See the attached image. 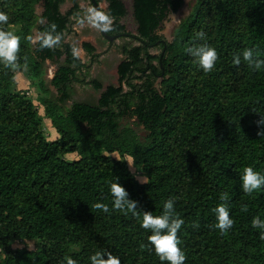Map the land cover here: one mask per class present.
Here are the masks:
<instances>
[{
    "label": "trees",
    "instance_id": "trees-1",
    "mask_svg": "<svg viewBox=\"0 0 264 264\" xmlns=\"http://www.w3.org/2000/svg\"><path fill=\"white\" fill-rule=\"evenodd\" d=\"M69 1L61 11L65 0H0V11L9 17L0 29L20 37L16 67L27 66L43 92L36 98L41 115L33 99L15 89L13 68L0 64V264H60L65 256L89 264L88 257L101 249L120 264H168L151 250L140 221L144 211L159 215L169 197L184 220L177 232L184 264H264L261 230L250 223L254 216L264 218V187L248 194L239 179L245 166L264 173V135H257L256 123L264 116V69L232 63L233 53L246 47L264 58V0H193L170 41L157 30L184 0H132L134 34L121 23L122 0H105L107 33L137 44L120 46L117 85H106L95 102L67 105L71 84L84 82L86 66L64 39L80 9L79 0ZM34 29L39 36L32 42ZM44 33L59 34V42L40 47ZM203 42L218 55L208 73L186 52ZM82 45L95 54L92 44ZM155 46L160 53L150 52ZM60 57L50 79L58 95L50 97L44 63ZM91 82L101 88L98 80ZM43 116L57 133L54 139L42 131ZM127 117H135L144 133L121 121ZM71 153L75 158H67ZM115 178L137 201L136 217L111 209ZM222 193L234 221L223 234L214 227L213 212ZM97 202L109 212L95 208ZM14 240H32L34 246L13 247Z\"/></svg>",
    "mask_w": 264,
    "mask_h": 264
},
{
    "label": "clouds",
    "instance_id": "clouds-1",
    "mask_svg": "<svg viewBox=\"0 0 264 264\" xmlns=\"http://www.w3.org/2000/svg\"><path fill=\"white\" fill-rule=\"evenodd\" d=\"M8 19L7 13L0 11V24H6ZM98 19L103 21L99 26L105 31L109 30L108 18L104 15H98ZM49 27L53 31L55 30V24H51ZM196 35L200 40L204 39L203 32H198ZM59 39V34L54 36L51 33H44L39 37L40 47H51L58 43ZM19 41L20 37L14 31L0 29V64H3L5 67H16ZM186 52L194 58L197 67L205 73L213 70L218 58L216 49L206 42L194 43L186 48ZM73 55H77L75 48L73 49ZM242 61L252 71L264 69V58L258 57L254 48L246 47L241 51L233 53L232 63L234 65H239ZM256 123L261 126L257 131V135H264V116L260 115V119ZM239 179L241 189L248 194L264 187V173L254 170L251 166L243 168ZM109 191L111 194L112 210H118L125 215L131 214L133 217L138 215L137 201L129 198L127 190L116 178L110 183ZM227 198V193H222L220 195L222 202L217 204L213 209L215 214L214 227L219 229L221 234L230 229L234 223L233 219L229 216V208L226 203ZM174 203L175 197H169L165 200L159 215H152L151 212L144 211L140 227L149 231L147 235L148 244L161 262L167 261L168 264H184L186 259L185 252L179 246L180 241L177 236V232L181 229L184 220L176 212ZM94 207L105 213L109 212V206L105 203L97 202L94 204ZM250 223L253 228L261 230L259 237L264 240V218H261L259 215L254 216ZM145 246L141 244V247ZM88 261L89 264H120V258L114 256L106 249L95 251L88 257ZM60 264H78V262L71 256H65Z\"/></svg>",
    "mask_w": 264,
    "mask_h": 264
},
{
    "label": "rangeland",
    "instance_id": "rangeland-1",
    "mask_svg": "<svg viewBox=\"0 0 264 264\" xmlns=\"http://www.w3.org/2000/svg\"><path fill=\"white\" fill-rule=\"evenodd\" d=\"M193 0H184L183 5L175 12H169L162 22L161 26L157 30V33L162 36L166 41H170L172 38L173 30L178 24L179 20L186 16L191 9ZM125 7V15L121 18V23L124 25L125 31L134 34L136 33V22L132 15V0H122ZM70 1L65 0L61 4L60 10L65 11L70 6ZM78 5L80 7L79 12L71 17V22L68 25V29L64 34V39L70 42L77 51V55L80 57L81 61L86 65L81 69V76L84 78L82 83H72L71 84V98L67 100V105H70L72 101L75 100H88L95 102L100 94V91L108 84L117 85L118 74L117 65L123 58L120 51V46L122 44L135 45L137 41L131 39L129 36L117 37L113 41H109L103 37L100 33L98 26L96 25L97 16L89 0H79ZM99 5L102 10V15H104L106 2L105 0H99ZM42 11V4L38 3L36 5L35 12L39 15ZM38 21V20H37ZM95 21V22H93ZM110 21V20H108ZM38 33L34 29V34L31 38L32 42H35L38 38ZM88 42L95 47V54L93 56L88 55L83 48L82 43ZM161 49L158 46L150 47V52L160 53ZM63 61V57H60L56 62L46 60L44 63V84L49 90L50 97H55L58 95L56 88L50 83V79L58 64ZM14 79H15V89L25 91L29 95L36 105L38 112L43 115V107L41 103L38 102L37 94L43 95V92L39 90L32 79L28 76V67L21 66L13 68ZM91 79H96L101 83L100 89H95ZM159 78L156 80V84ZM128 86L124 85V89ZM123 123L134 127L139 134H143L142 125L136 124L135 117H127L121 120ZM42 131L48 139H54L57 136L56 131L51 126L49 119L43 116L42 119ZM112 155L118 156L116 153ZM67 158H75L73 153L67 154ZM128 162V167L130 171L139 181H144L146 176L142 173L139 168L134 167L131 164L130 158H126ZM26 245L29 248L34 246V241L32 240H14L12 243L13 247H20Z\"/></svg>",
    "mask_w": 264,
    "mask_h": 264
},
{
    "label": "water",
    "instance_id": "water-1",
    "mask_svg": "<svg viewBox=\"0 0 264 264\" xmlns=\"http://www.w3.org/2000/svg\"><path fill=\"white\" fill-rule=\"evenodd\" d=\"M92 7L94 9V12L97 16V21H96V25L98 26V29L100 31V33L103 35L104 38H106L107 40H109L110 42L113 41L114 39H116L118 37L117 34H109L107 33V31L103 30V28H101L99 25L103 23V21H100L98 19V15H102V11H101V7L99 5V1L97 0H90Z\"/></svg>",
    "mask_w": 264,
    "mask_h": 264
}]
</instances>
